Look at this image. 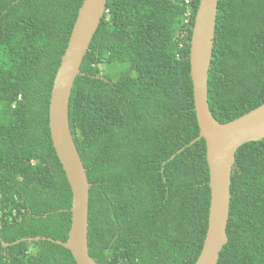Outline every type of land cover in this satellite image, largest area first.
Returning <instances> with one entry per match:
<instances>
[{"label": "trees", "instance_id": "obj_1", "mask_svg": "<svg viewBox=\"0 0 264 264\" xmlns=\"http://www.w3.org/2000/svg\"><path fill=\"white\" fill-rule=\"evenodd\" d=\"M82 1L0 0V264H75L55 243L20 240L68 237L72 195L48 110ZM199 1L186 18L180 0H107L82 61L68 119L98 264H195L202 250L206 146H189L199 135L189 62ZM207 99L220 124L264 104V0H218ZM226 233L217 264H264V139L236 153Z\"/></svg>", "mask_w": 264, "mask_h": 264}, {"label": "water", "instance_id": "obj_2", "mask_svg": "<svg viewBox=\"0 0 264 264\" xmlns=\"http://www.w3.org/2000/svg\"><path fill=\"white\" fill-rule=\"evenodd\" d=\"M106 2L107 0L82 1L55 74L49 100L50 139L72 195L71 224L67 240L61 242L42 237L20 240L29 243L47 240L55 243L70 252L75 264L98 263L89 256L87 234L90 184L70 130L69 99L76 78L83 75L80 71L81 64L104 17ZM217 5L218 0L199 1L189 49L194 112L199 129L198 137L189 146L199 140L205 142L210 188L208 226L195 264L218 263L220 253L228 242L226 229L230 207V180L236 153L243 145L264 139V104L227 124L217 122L209 110L207 84ZM2 245L8 246L3 242Z\"/></svg>", "mask_w": 264, "mask_h": 264}, {"label": "built area", "instance_id": "obj_3", "mask_svg": "<svg viewBox=\"0 0 264 264\" xmlns=\"http://www.w3.org/2000/svg\"><path fill=\"white\" fill-rule=\"evenodd\" d=\"M180 1H182L184 3V5L187 7V9L189 8V6L191 4V0H180ZM189 11L190 10L188 9L186 18H188V16H189ZM0 220H2V211H0Z\"/></svg>", "mask_w": 264, "mask_h": 264}, {"label": "rangeland", "instance_id": "obj_4", "mask_svg": "<svg viewBox=\"0 0 264 264\" xmlns=\"http://www.w3.org/2000/svg\"><path fill=\"white\" fill-rule=\"evenodd\" d=\"M102 73H103V74H105V73H106V70H105L104 68H103V71H102ZM113 74H115V73H113Z\"/></svg>", "mask_w": 264, "mask_h": 264}]
</instances>
